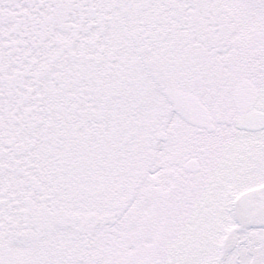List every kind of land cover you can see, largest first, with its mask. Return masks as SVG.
Segmentation results:
<instances>
[{
    "label": "snow or ice",
    "instance_id": "1",
    "mask_svg": "<svg viewBox=\"0 0 264 264\" xmlns=\"http://www.w3.org/2000/svg\"><path fill=\"white\" fill-rule=\"evenodd\" d=\"M0 264H264V0H0Z\"/></svg>",
    "mask_w": 264,
    "mask_h": 264
}]
</instances>
